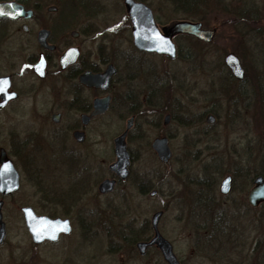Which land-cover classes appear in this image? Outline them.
<instances>
[{
  "label": "rangeland",
  "instance_id": "374dc122",
  "mask_svg": "<svg viewBox=\"0 0 264 264\" xmlns=\"http://www.w3.org/2000/svg\"><path fill=\"white\" fill-rule=\"evenodd\" d=\"M86 4L91 5L89 15ZM153 5L160 23L190 19L178 11L163 15L159 2ZM202 15L207 26L227 21L215 10ZM46 23L56 33L67 29L85 63L101 69L108 62L117 66L108 90L113 101L109 111L88 124L84 145L74 147L76 154L70 156L54 149L58 136L52 134L59 128L52 126L48 112L69 87L66 81L47 79L38 95L22 96V103L35 104L36 111L2 114L1 141L10 133L15 141L36 133L35 157L29 155L19 165L25 204L70 218L72 232L56 243L33 245L12 208L24 201L17 195L0 264H166L155 247L144 256L135 248L136 240L152 235L150 217L159 210V231L180 264H264V207L243 203L245 177L236 175L227 197L217 192L226 174L264 167L263 36L258 33L244 43L239 33L223 28L208 44L177 35L173 41L184 58L168 59L132 46L122 0H70L67 9ZM70 30L79 36L70 38ZM230 51L240 55L246 77L242 82L229 77L221 60ZM64 110L79 115L71 107ZM209 112L216 116L213 124L205 122ZM166 114L170 120L164 125ZM131 117L129 175L110 194H100L98 183L112 177L113 138ZM161 136L168 137L172 153L166 164L151 148L152 140ZM151 191L156 194L150 196ZM204 195V200L199 197ZM46 199L53 201L51 207L42 204Z\"/></svg>",
  "mask_w": 264,
  "mask_h": 264
},
{
  "label": "flooded vegetation",
  "instance_id": "af4514ba",
  "mask_svg": "<svg viewBox=\"0 0 264 264\" xmlns=\"http://www.w3.org/2000/svg\"><path fill=\"white\" fill-rule=\"evenodd\" d=\"M134 1L141 2L150 9L156 25L162 32L163 30H167L173 22L187 21L190 23H199L200 29L202 30L212 31L213 35L211 42L216 35V32L223 28H228L231 31H236L237 33H239V37H243L240 40H245L244 43H247V41L249 42V40H254V38L260 34L263 36L262 40L264 42V0H217L216 2L215 0H213L212 3H210L211 0H190L188 2V5L185 4L186 6H184L183 4H181L178 8L173 6L174 4L172 3V0ZM155 1L159 2L158 10H160L163 15H167V13H169L170 11H178L185 13L187 16H189L190 19H177L165 24L160 23L156 17L157 13L153 5ZM69 2L70 0H0V10L7 3H15L16 5L23 7L25 10H31L32 12L29 18H8L0 16V80H7L9 82L7 91L0 94V119L4 112L12 111L13 109L22 111L33 109L34 111H36L35 104L25 105L22 103V96L38 95L40 85L47 79H51L53 81L59 79L61 83L63 81H66L69 87L66 89V92L62 94V97L59 96V103H55V106L53 104H50V109L48 110V112H50L49 119L53 123L52 126L59 128L54 134H52L53 138H56V136H58V139L56 138L57 141L54 149L64 151V154L67 156L73 155L74 147L83 146L85 143V128L88 125H82L81 117L83 114H89L91 112L93 100L95 98L109 95L111 97L110 106L112 105L113 98L108 90L111 86L113 78L115 77V75H117V66L112 62H108L106 66L109 63L113 64V66L115 67V74L110 79V85L106 90L86 87L79 81V76L84 71L89 70L93 73H98L102 72L106 68V66L105 68L101 69L100 67H97L95 65L85 63L82 60L79 47L76 45H72L71 40L67 37V29L56 33V29H53L55 27L52 26V28L48 23H46V21L51 20L57 13L61 12L62 10L64 11V9H67V7L69 6ZM122 4L124 6L126 16L130 22L131 35L132 23L127 15V8L124 4V0H122ZM90 7L91 5L86 4V8H83L86 15L90 14ZM207 10H215L221 14H225L227 17V21L224 23L207 26L208 24L204 21V17L202 15L204 12H207ZM41 30L47 31L45 40L46 46L41 45V43L39 42V32ZM177 35L178 34H176L175 36ZM179 35L186 36V34ZM68 36L70 38L76 39L79 36V33L77 31L70 30L68 32ZM175 36H173L172 38H174ZM187 36L194 38L190 35ZM195 40L204 43L203 41L197 39ZM34 45H37V47L36 50L33 51ZM60 48L62 50H60ZM68 48H76L78 51V57L72 64H68L67 66L62 67L60 65L59 59L63 52ZM229 53H233L240 60V55L237 53V51L227 52L224 57ZM19 56H21V58ZM224 57L221 59L222 62L224 60ZM41 58L44 59L42 75L41 73H38L34 70L35 65ZM228 75L233 78L230 71L228 72ZM9 96H11L10 99ZM68 107L76 109V111L79 112V115L77 117H74L73 115L69 114L68 110H64V108L68 109ZM63 110L67 111V116L65 117V119H63V116L61 114V111ZM208 115H212L214 117V121L210 123L213 124L216 120V116L211 112L205 114V122ZM95 118L97 117L91 118L89 123ZM75 131H81L84 133L83 141L78 142L75 140L73 136V133ZM32 133L35 132L30 131L26 138L23 137L22 139H20L21 137H19V139H17L18 141H15L11 133L9 134L8 140L6 142L0 140V168L2 160H8L9 162H11L13 168L16 170L19 176V185L17 190L12 192H6L5 188H2V190H0V229L2 228L4 230V238L0 243V248L3 247L7 242L6 240L9 233L8 218L11 203L14 204L13 201L15 196L17 195H19V197H22V199L24 200V193H21L22 175L19 169V165H23L26 157H29V155L31 157H35L32 154L34 150V143L32 144V141L35 138V136L33 137L34 134ZM53 144H55V142ZM25 149L30 150L26 152ZM236 175H243L245 177L243 184L247 186V193L245 195L243 203L248 207H253L249 203L248 194L253 187V180L257 176H262L264 178V167L259 170H246L244 173H242L241 171L240 173L226 174L222 179H224L226 176H230V190L228 194L225 195L220 193L219 186L222 180L221 179L218 184L217 192L222 197H227L232 191L233 184L236 181ZM45 201H47V203L42 204L50 205L49 207L53 205V201H48V199H46ZM257 206L264 207V202H260L254 207ZM25 207H31L35 214L39 216L46 215L51 218H68L56 216L50 211V209H43L42 212H37L32 206L26 205L24 200L20 205L15 207L12 206V208H16L18 210L20 220L23 222L25 229L26 227L24 214L22 210ZM68 219L72 227L71 219ZM61 237H65V235H60L58 239L53 243L58 242ZM149 238H146V240H148ZM44 243L47 242H43L41 244ZM33 245L36 244L33 243ZM152 247L154 246L149 247L147 249V252ZM23 261L24 260L22 259L21 262Z\"/></svg>",
  "mask_w": 264,
  "mask_h": 264
},
{
  "label": "water",
  "instance_id": "95a60500",
  "mask_svg": "<svg viewBox=\"0 0 264 264\" xmlns=\"http://www.w3.org/2000/svg\"><path fill=\"white\" fill-rule=\"evenodd\" d=\"M127 8V15L132 23L131 37L132 44L135 49L140 52L157 54L166 56L170 59H175L177 56L176 46L172 37L176 34H186L193 36L197 40L205 43L211 42L213 32L210 30L200 29L199 23H190L187 21L173 22L167 30L163 32L156 25L150 9L141 2L134 0H124ZM0 12L2 17L8 18H29L31 10H25L23 7L15 3L5 4ZM47 31L41 30L39 32V42L46 46ZM159 37V39H158ZM78 57L76 48H68L60 56L59 62L62 67L72 64ZM224 65L228 68L231 75L241 81L244 78V70L241 66L239 58L233 53H229L224 57ZM44 59L41 58L35 65L34 70L43 74ZM115 74V67L109 63L102 72L93 73L89 70L84 71L79 76V81L86 87L99 88L106 90L110 85V79ZM111 97L105 95L104 97L95 98L92 102V110L89 114H83L81 122L83 126L88 125L91 118L103 115L110 107ZM169 115H165L163 123L169 122ZM133 118H129L126 122L124 130L113 138V154L114 161L108 165V170L114 174L113 178H104L97 185V191L100 194L111 193L117 180L124 181L129 175L130 154L126 145V136L131 128ZM214 121L212 115H208L206 122ZM73 136L76 141L84 140V133L75 131ZM151 148L155 152L159 162L166 164L171 158V149L168 144L166 136L156 137L151 142ZM19 185V176L13 168L11 162L2 160L0 168V190L6 189V192L17 190ZM230 190V176H226L221 180L219 191L221 194H228ZM155 191L150 192V196H154ZM248 200L251 206H256L260 202H264V178L257 176L253 180V187L249 191ZM24 214L25 227L27 232L36 245L45 241L55 242L60 235H69L72 228L68 218L48 217L46 215H36L31 207L22 209ZM163 212L161 210L154 212L150 217V226L152 229L151 238L147 241H138L135 248L140 255H144L147 249L155 246L162 259L166 264H180L176 255L173 252L171 243L164 238L158 228L159 220ZM54 237V238H53ZM4 238V230L0 229V243Z\"/></svg>",
  "mask_w": 264,
  "mask_h": 264
},
{
  "label": "trees",
  "instance_id": "16d2710c",
  "mask_svg": "<svg viewBox=\"0 0 264 264\" xmlns=\"http://www.w3.org/2000/svg\"><path fill=\"white\" fill-rule=\"evenodd\" d=\"M190 0H172V3L174 4L173 6L174 7H179L181 4H183L184 6H186V5H188ZM186 4V5H185ZM80 8H83V6H80ZM183 55L180 53V50L178 49V54H177V58H179V59H183L184 57H182ZM222 68H223V70H225L224 69V67L222 66ZM229 72V71H228ZM227 73V72H226ZM229 77H231L230 75H229ZM232 78V77H231ZM246 78V77H245ZM245 78H244V80H245ZM243 80V81H244ZM242 82V81H241ZM261 168H263L262 166L261 167H259V168H254V169H261ZM75 185V184H74ZM74 185H73V187H74ZM144 189H142V186H141V188L139 189V192L140 193H144ZM200 198H202L203 200H204V198H205V195L202 197V196H199ZM201 205H203V204H201ZM150 227V226H149ZM149 227H148V229H149ZM137 237V234L135 235L134 234V236L132 237V242H134L135 241V238ZM149 236H145V238L144 239H146V238H148ZM137 239V238H136ZM136 241H138V240H136ZM135 241V242H136Z\"/></svg>",
  "mask_w": 264,
  "mask_h": 264
},
{
  "label": "snow or ice",
  "instance_id": "6c2138e0",
  "mask_svg": "<svg viewBox=\"0 0 264 264\" xmlns=\"http://www.w3.org/2000/svg\"><path fill=\"white\" fill-rule=\"evenodd\" d=\"M0 14H3V12H0ZM158 39H159V37H158ZM8 86H9V82L7 80H0V94L5 93L7 91ZM10 98H11V96H9V99Z\"/></svg>",
  "mask_w": 264,
  "mask_h": 264
}]
</instances>
